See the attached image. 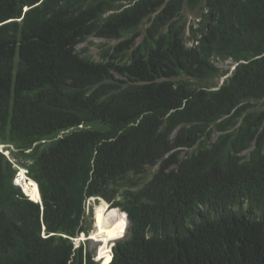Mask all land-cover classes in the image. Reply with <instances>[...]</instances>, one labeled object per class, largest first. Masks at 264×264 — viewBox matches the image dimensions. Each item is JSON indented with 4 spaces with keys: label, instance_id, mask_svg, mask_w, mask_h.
<instances>
[{
    "label": "trees",
    "instance_id": "obj_1",
    "mask_svg": "<svg viewBox=\"0 0 264 264\" xmlns=\"http://www.w3.org/2000/svg\"><path fill=\"white\" fill-rule=\"evenodd\" d=\"M0 145V264H264V0H0Z\"/></svg>",
    "mask_w": 264,
    "mask_h": 264
},
{
    "label": "rangeland",
    "instance_id": "obj_2",
    "mask_svg": "<svg viewBox=\"0 0 264 264\" xmlns=\"http://www.w3.org/2000/svg\"><path fill=\"white\" fill-rule=\"evenodd\" d=\"M184 14L186 15L187 19H188V24H195L198 21V17L196 16V14L190 13L189 11L185 10ZM117 43V41H107L104 39H99V38H94V37H90L88 38L85 42L81 43L77 50L81 51V50H87L88 55H90L93 60L95 61H99L100 60V54L102 51L101 46L102 45H107V46H114ZM188 46H190V44L188 43ZM217 66L219 68H221L222 70H232L234 65L231 63V61H225V62H220L217 64ZM226 77H221L219 79V83L222 84L225 81ZM0 150H3V148H0ZM3 153L7 156H9V152L8 151H3ZM153 170L155 169H149L148 172L151 174L153 172ZM20 172V170H19ZM18 175V174H17ZM26 178V175H25ZM24 177H22V180L25 179ZM19 176L16 177L15 182L19 185L22 184V181H18ZM23 185V184H22ZM105 205L106 209H108L110 207V204L105 202L104 199H97V198H89L86 202V211L88 216V223L90 224V234L89 235H81L80 238L75 240V244L76 246H79L81 243L85 244V246L87 247V250L89 252H92L95 256V260L99 261L100 264H108L112 258V254H111V246H113V244L120 238H122L125 233H126V227H127V221H126V217H124V232L121 236L113 238L111 240H105L102 242V240H98V238H96L95 234L97 233V228L95 226V217H96V213H97V209L100 208L101 206ZM113 209H117V208H111V210ZM122 212L120 210H116L115 214L119 217L122 216L121 214ZM110 214V212H106L105 215L106 217H108ZM93 238V239H92ZM96 240V241H95ZM103 261V262H102Z\"/></svg>",
    "mask_w": 264,
    "mask_h": 264
},
{
    "label": "bare ground",
    "instance_id": "obj_3",
    "mask_svg": "<svg viewBox=\"0 0 264 264\" xmlns=\"http://www.w3.org/2000/svg\"><path fill=\"white\" fill-rule=\"evenodd\" d=\"M22 177L25 178V173L23 170L20 171V178L18 181H22V187L31 199L38 201V186L34 182L31 181L29 184L26 180H22ZM117 209L111 210L110 208L106 209V207L101 206L97 209L96 217H95V226L97 228V233L95 234L98 240H111L113 238L119 237L124 232V217L125 216H117L115 214ZM110 212L109 216L106 217L105 213ZM93 239V238H92ZM96 241V240H95Z\"/></svg>",
    "mask_w": 264,
    "mask_h": 264
},
{
    "label": "clouds",
    "instance_id": "obj_4",
    "mask_svg": "<svg viewBox=\"0 0 264 264\" xmlns=\"http://www.w3.org/2000/svg\"><path fill=\"white\" fill-rule=\"evenodd\" d=\"M26 11V10H25ZM191 45V44H190ZM234 65V67H233V69L235 68V66H236V64H233ZM232 69V70H233ZM232 70H230V71H232ZM226 77V76H225ZM5 147H6V145H0V148H3V150H0V152H2L3 153V151H8V150H4L5 149ZM9 152V151H8ZM6 156V155H5ZM7 158H10L9 156H8V154H7V156H6ZM19 170L21 171V170H23L24 171V173H25V171L27 172V170H25V169H21V168H19ZM26 176H27V173L25 174ZM19 176V178H20V172L18 171V175H17V177ZM28 177V176H27ZM29 178V177H28ZM30 179V178H29ZM20 180H21V178H20ZM30 181H32V182H34L32 179H30ZM14 183H15V185H17V186H19V187H21V189L23 190V192H24V194L27 196V197H29L28 195H27V193L25 192V190L23 189V187H22V185H18L15 181H14ZM35 184H37L36 182H34ZM38 186V185H37ZM39 190V189H38ZM40 193V192H39ZM41 197V196H40ZM29 199L30 200H32L31 199V197H29ZM97 199H101V198H97ZM33 202H35L34 200H32ZM106 202V201H105ZM35 203H41V202H35ZM110 209L112 208V207H109ZM118 209V208H117ZM118 210H120V209H118ZM121 211V210H120ZM122 213V216H125L126 217V221H127V227H128V216H127V214L125 213V212H123V211H121ZM86 213H87V211H86ZM127 227H126V231H127ZM90 234V233H89ZM88 234V235H89ZM81 235H87V234H85V233H82V234H80V236ZM125 235H126V233H125ZM124 235V236H125ZM80 236L78 237V238H80ZM123 236V237H124ZM122 237V238H123ZM77 238V239H78ZM122 238H120V239H118L117 241H119V240H121ZM76 240V239H75ZM74 240V241H75ZM116 241V242H117ZM115 242V243H116ZM115 243L113 244V246H111L112 248H111V254H112V258H111V260H110V262L108 263V264H110L111 262H112V260H113V257H114V253H113V248H114V245H115ZM82 244V243H81ZM76 245V244H75ZM76 247H79V246H76ZM94 259H95V256H94ZM96 261V260H95ZM99 261H101V260H99ZM99 261H96V262H98L99 263ZM103 262V261H102ZM100 264V263H99ZM103 264H104V262H103Z\"/></svg>",
    "mask_w": 264,
    "mask_h": 264
},
{
    "label": "water",
    "instance_id": "obj_5",
    "mask_svg": "<svg viewBox=\"0 0 264 264\" xmlns=\"http://www.w3.org/2000/svg\"><path fill=\"white\" fill-rule=\"evenodd\" d=\"M27 172L25 171V174H26ZM26 180H27V182L30 184L31 183V181H30V179L26 176ZM38 188V187H37ZM38 190V189H37ZM38 195H39V200L38 201H35V202H41V197H40V193H39V190H38ZM33 200V199H32Z\"/></svg>",
    "mask_w": 264,
    "mask_h": 264
}]
</instances>
